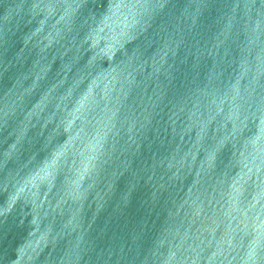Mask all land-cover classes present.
Here are the masks:
<instances>
[{"label":"water","instance_id":"1","mask_svg":"<svg viewBox=\"0 0 264 264\" xmlns=\"http://www.w3.org/2000/svg\"><path fill=\"white\" fill-rule=\"evenodd\" d=\"M0 264H264V0H0Z\"/></svg>","mask_w":264,"mask_h":264}]
</instances>
